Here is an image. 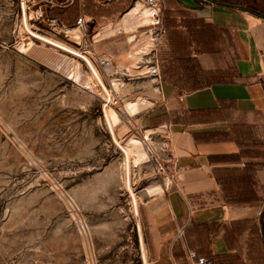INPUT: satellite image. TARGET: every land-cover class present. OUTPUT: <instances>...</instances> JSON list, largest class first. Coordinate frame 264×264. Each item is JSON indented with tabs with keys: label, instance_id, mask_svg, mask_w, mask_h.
<instances>
[{
	"label": "rangeland",
	"instance_id": "1",
	"mask_svg": "<svg viewBox=\"0 0 264 264\" xmlns=\"http://www.w3.org/2000/svg\"><path fill=\"white\" fill-rule=\"evenodd\" d=\"M32 2L50 18L54 9L71 10L75 23L57 18L69 37L46 22L30 21L26 10L28 28L86 57L105 88L84 58L27 31L23 0H0V264H119V257L133 256L125 249L130 229L138 226L132 196L142 225L137 194L144 186L133 184L131 161L143 144L130 141L134 135L150 139L140 119L162 97L154 88L161 83L146 75V68L158 61L162 74V66L192 59L161 64L159 30L142 26L146 8L136 1ZM131 11L133 24L112 25ZM167 11L165 30L176 25ZM81 16H87V26L75 30ZM103 58L113 62L110 70L101 66ZM186 70L188 91L223 77H194ZM130 102L147 104L135 115ZM113 114L120 119L116 125Z\"/></svg>",
	"mask_w": 264,
	"mask_h": 264
},
{
	"label": "crops",
	"instance_id": "2",
	"mask_svg": "<svg viewBox=\"0 0 264 264\" xmlns=\"http://www.w3.org/2000/svg\"><path fill=\"white\" fill-rule=\"evenodd\" d=\"M220 4H166L176 25L162 36L161 64L192 59L223 77L192 92L162 81L156 108L140 119L150 139L130 141L143 144L131 162L133 184L144 186L137 198L148 264H194L190 251L213 264H264V17ZM133 11L112 25L130 26ZM141 104L127 107L136 115ZM129 233L133 256L118 262L144 264L138 226Z\"/></svg>",
	"mask_w": 264,
	"mask_h": 264
},
{
	"label": "built area",
	"instance_id": "3",
	"mask_svg": "<svg viewBox=\"0 0 264 264\" xmlns=\"http://www.w3.org/2000/svg\"><path fill=\"white\" fill-rule=\"evenodd\" d=\"M99 2L108 3L113 2L116 0H98ZM137 3L142 4L146 9L150 11V17L153 20L152 27H155L159 30L156 34L157 40L161 39L162 36L165 34V29L162 28L163 24V12L166 7V4L169 0H133ZM23 4L26 6V10L29 11V19L30 21H39V22H46L54 30V32L58 33H65L66 37L70 36V30H66V27H62L59 23L57 18H50L42 9V7H38L35 2L32 0H23ZM29 4V5H28ZM31 12L34 13L31 16ZM87 16H81L77 21V28L78 30H85L87 26ZM66 28V29H65ZM75 29V30H76ZM101 66L104 70H110L113 67V62L109 58L99 59ZM146 75L152 77L157 82L162 81V74H161V66L158 61H154L152 65L147 67V71L145 72ZM184 234V230H181L180 235ZM189 258L194 262V264H213V262L207 258L200 257L197 252L190 251Z\"/></svg>",
	"mask_w": 264,
	"mask_h": 264
},
{
	"label": "trees",
	"instance_id": "4",
	"mask_svg": "<svg viewBox=\"0 0 264 264\" xmlns=\"http://www.w3.org/2000/svg\"><path fill=\"white\" fill-rule=\"evenodd\" d=\"M219 3H223V4H232V5H236L238 7H244L247 8L249 11L264 17V4L263 3H259L257 0H215ZM71 10H52L50 15L53 18H58L60 20H63L65 22H69V23H75L76 20L74 19L73 15H71L72 12H70ZM109 13V12H108ZM87 14L89 16L93 15V9L92 8H88L87 9ZM162 74H163V81H169L171 83H173L174 85L179 86L183 91L187 90V88L184 86L185 85V80L190 77L188 76V74L186 72H188L186 70V68L190 69V71L192 72V74L194 75V77H197L198 74H202V75H209V74H215V73H211V72H205L200 64L195 61V60H190L188 61V64L184 65L181 62H171L170 64H168L167 66H162ZM219 80H215V81H211L209 82V84L207 85H211L213 83H216ZM200 88V87H199ZM199 88H194L188 92H192L195 91Z\"/></svg>",
	"mask_w": 264,
	"mask_h": 264
},
{
	"label": "water",
	"instance_id": "5",
	"mask_svg": "<svg viewBox=\"0 0 264 264\" xmlns=\"http://www.w3.org/2000/svg\"><path fill=\"white\" fill-rule=\"evenodd\" d=\"M220 5H224V4H220ZM22 9H23V14H24V18H25V22H26V27H27V31L32 35L34 32H32L29 28H28V17H27V11H26V6L25 4H22ZM68 53H71V52H68ZM73 54V53H71ZM75 56H79V57H82L84 58L91 66V69L94 71V67L93 65L88 61V59L86 57H83L81 56V54L79 55H76V54H73ZM98 81L100 82V84L105 88L104 84H103V81L100 77H97ZM106 90V89H105ZM107 91V90H106ZM108 92V91H107ZM128 183H129V186H130V189H131V176H130V165L128 166ZM133 197V200H134V203H135V207H136V212H137V218H138V230H139V233H140V240H141V246H142V256H143V260H144V264H148L147 263V257H146V253H145V248H144V241H143V236H142V225H141V221H140V217H139V211H138V202H137V199L135 196H132Z\"/></svg>",
	"mask_w": 264,
	"mask_h": 264
},
{
	"label": "bare ground",
	"instance_id": "6",
	"mask_svg": "<svg viewBox=\"0 0 264 264\" xmlns=\"http://www.w3.org/2000/svg\"><path fill=\"white\" fill-rule=\"evenodd\" d=\"M138 4L141 5L140 3H138ZM135 8H136V7H135ZM144 12H146V16H145V17L142 16V13L140 14V16H141V18H142V22H143V18H146V19H148V23H147L146 25L144 24L143 26H152V24H153V20H152L151 17H150V11H149L148 9H145V10H143V14H144ZM76 30H78V29H76ZM79 31H80V30H79ZM32 36H33L34 38H36V39H38V40H40V41L46 43V44H49V45H51V46H53V47H56V48H58V49H60V50H62V51L71 52V53H73V54L79 55V53L74 52V51H72V50H70L69 48H66V47H64V46H61V45L57 44L56 42H54V41H52V40H50V39H48V38H46V37H44V36H41V35L36 34V33H33ZM69 64H70V63H69ZM93 73H94V75H95L96 78H97V77H100L99 74H98V72H97V70H96L95 68H94ZM92 75H93V74H92ZM94 75H93V76H94ZM127 153H128V152H127ZM128 155H129V154H128ZM143 156H146V155L144 154ZM133 159H135V158H133ZM136 160H137V159H136ZM137 161H139V160H137ZM151 192H152V191H151Z\"/></svg>",
	"mask_w": 264,
	"mask_h": 264
}]
</instances>
